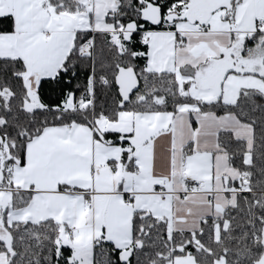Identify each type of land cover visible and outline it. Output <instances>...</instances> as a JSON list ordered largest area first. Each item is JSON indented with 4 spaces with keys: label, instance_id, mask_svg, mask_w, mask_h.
Listing matches in <instances>:
<instances>
[{
    "label": "snow or ice",
    "instance_id": "1",
    "mask_svg": "<svg viewBox=\"0 0 264 264\" xmlns=\"http://www.w3.org/2000/svg\"><path fill=\"white\" fill-rule=\"evenodd\" d=\"M0 264H264V0H0Z\"/></svg>",
    "mask_w": 264,
    "mask_h": 264
}]
</instances>
